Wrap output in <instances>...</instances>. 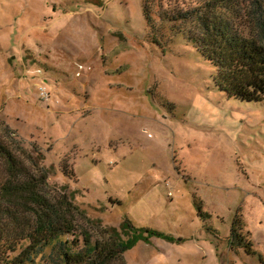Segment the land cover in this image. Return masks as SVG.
Returning <instances> with one entry per match:
<instances>
[{"label":"rangeland","instance_id":"1","mask_svg":"<svg viewBox=\"0 0 264 264\" xmlns=\"http://www.w3.org/2000/svg\"><path fill=\"white\" fill-rule=\"evenodd\" d=\"M200 4L0 0V141L79 230L146 236L115 264L264 259V100L227 98L193 26L161 17Z\"/></svg>","mask_w":264,"mask_h":264},{"label":"trees","instance_id":"2","mask_svg":"<svg viewBox=\"0 0 264 264\" xmlns=\"http://www.w3.org/2000/svg\"><path fill=\"white\" fill-rule=\"evenodd\" d=\"M199 1L200 7L191 11L161 17L193 26L197 37L190 43L215 68L214 82L227 98L262 102L264 0ZM0 159V264L31 263L38 255L43 257L47 248L45 264H115L137 240L147 239L133 232L126 240L116 234L104 240L79 230L75 206L65 199L53 203L40 190L45 186V174L38 179L29 176L1 141ZM123 226L127 231H140L130 221ZM145 234L160 236L147 230ZM231 235L229 248L233 252L243 249L247 255H256L250 242L234 232ZM18 249L20 252L10 259ZM258 259L264 264L261 256Z\"/></svg>","mask_w":264,"mask_h":264},{"label":"built area","instance_id":"3","mask_svg":"<svg viewBox=\"0 0 264 264\" xmlns=\"http://www.w3.org/2000/svg\"><path fill=\"white\" fill-rule=\"evenodd\" d=\"M44 93H45V92H44ZM44 93H43V90H41V96H42L43 98H46L47 94H46V93L44 94Z\"/></svg>","mask_w":264,"mask_h":264}]
</instances>
